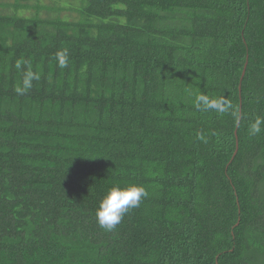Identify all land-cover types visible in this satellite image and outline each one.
Listing matches in <instances>:
<instances>
[{"label":"trees","instance_id":"trees-1","mask_svg":"<svg viewBox=\"0 0 264 264\" xmlns=\"http://www.w3.org/2000/svg\"><path fill=\"white\" fill-rule=\"evenodd\" d=\"M44 1L0 0V264H264V0Z\"/></svg>","mask_w":264,"mask_h":264},{"label":"clouds","instance_id":"clouds-1","mask_svg":"<svg viewBox=\"0 0 264 264\" xmlns=\"http://www.w3.org/2000/svg\"><path fill=\"white\" fill-rule=\"evenodd\" d=\"M252 131L258 132L259 128L253 127ZM147 195L148 192L142 185H114L102 198L96 210L99 226L107 231L114 230L129 210L139 207Z\"/></svg>","mask_w":264,"mask_h":264},{"label":"rangeland","instance_id":"rangeland-1","mask_svg":"<svg viewBox=\"0 0 264 264\" xmlns=\"http://www.w3.org/2000/svg\"><path fill=\"white\" fill-rule=\"evenodd\" d=\"M42 6H43V7H52V6H54V3H52L51 1L46 0V1H44V2L42 3ZM31 13H32V12L26 13V15H30ZM61 16H62V17H66V18H68V19H70V20H73V18L77 17V15H75V14H69V13H67V12H63V13L61 14ZM42 17H46V13H45V12H42Z\"/></svg>","mask_w":264,"mask_h":264},{"label":"water","instance_id":"water-1","mask_svg":"<svg viewBox=\"0 0 264 264\" xmlns=\"http://www.w3.org/2000/svg\"><path fill=\"white\" fill-rule=\"evenodd\" d=\"M245 70H246V68H245ZM245 75V71H244V73H243V76Z\"/></svg>","mask_w":264,"mask_h":264}]
</instances>
